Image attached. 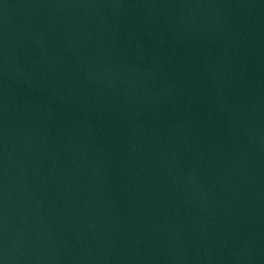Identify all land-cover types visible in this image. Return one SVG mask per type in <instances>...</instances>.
Segmentation results:
<instances>
[{"label": "water", "instance_id": "95a60500", "mask_svg": "<svg viewBox=\"0 0 264 264\" xmlns=\"http://www.w3.org/2000/svg\"><path fill=\"white\" fill-rule=\"evenodd\" d=\"M0 264H264V0H0Z\"/></svg>", "mask_w": 264, "mask_h": 264}]
</instances>
